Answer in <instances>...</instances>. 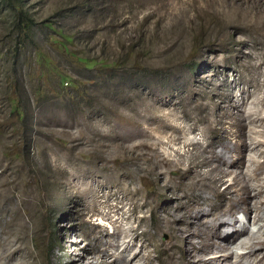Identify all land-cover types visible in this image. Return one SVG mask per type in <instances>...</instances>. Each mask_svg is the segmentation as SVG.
<instances>
[{
    "label": "rangeland",
    "instance_id": "1",
    "mask_svg": "<svg viewBox=\"0 0 264 264\" xmlns=\"http://www.w3.org/2000/svg\"><path fill=\"white\" fill-rule=\"evenodd\" d=\"M86 2L24 0L39 23L25 45L0 2V256L16 246L12 264H100L91 259L98 240L132 227L152 244L150 264H182L183 243L172 248L170 232L154 230V212H173L182 194L159 188L154 151L129 152L119 138L141 128L156 136L165 122L181 127L188 144L171 148L187 156L185 168L190 141L219 140L210 119L233 134L228 94L238 98L258 77L246 64L264 59V0H96L92 12ZM47 23L71 34L72 55ZM141 139L132 144L152 143ZM180 176L168 172L171 186ZM205 197L218 200L199 192ZM238 218L249 231L259 225Z\"/></svg>",
    "mask_w": 264,
    "mask_h": 264
},
{
    "label": "bare ground",
    "instance_id": "2",
    "mask_svg": "<svg viewBox=\"0 0 264 264\" xmlns=\"http://www.w3.org/2000/svg\"><path fill=\"white\" fill-rule=\"evenodd\" d=\"M246 66L258 71V77L253 83H242V88L239 86L238 98L232 92L228 94L234 109L231 118L237 122L236 130L228 135L225 121L210 119L211 130L219 132V140L206 146L190 141L189 145L195 151L190 157L192 159H187V167L184 168L182 163L187 156L171 148L174 144H188L184 142L181 127L176 129L165 122L155 128L158 135L153 137L145 132L148 129L144 131L142 128L127 133L125 137L119 136L120 148L129 152H136L140 148L154 151L151 173L159 176V188L170 190L177 198L179 193L182 194L183 200L176 202L173 212L168 209L154 212L155 234L170 232L172 248L177 247L178 242L183 243L182 264H264V239H257L258 234L264 235V59L259 58L256 63L249 62ZM245 85L248 88H243ZM165 132H171L167 141L162 138ZM147 135L152 143H145L144 140L138 141L135 146V143L132 144L134 140ZM125 143L131 145L125 146ZM162 145L174 151L177 159L173 160L160 151ZM217 146L220 150H217ZM170 171L181 173V182L175 186H171L173 179L167 177ZM220 186L224 188L221 192ZM199 192L210 193L218 200L212 203L207 197L201 199ZM240 213L246 220L251 219L253 225H259L250 231L246 225L240 226ZM232 234L233 245L224 244L223 240ZM121 235H124L122 241L119 240ZM149 246L152 244L139 240L132 227L125 231L116 228L104 243L98 240V247L92 249L91 259L100 264H150L151 258L145 254ZM255 246L263 251L256 253ZM135 247L137 252L134 251ZM12 249L0 256V264H6L3 260H8L10 264L15 262L19 252L16 246ZM237 249L246 250V253L240 254L236 252ZM221 252L228 253L221 255ZM129 254H132L131 259L127 257Z\"/></svg>",
    "mask_w": 264,
    "mask_h": 264
},
{
    "label": "trees",
    "instance_id": "3",
    "mask_svg": "<svg viewBox=\"0 0 264 264\" xmlns=\"http://www.w3.org/2000/svg\"><path fill=\"white\" fill-rule=\"evenodd\" d=\"M1 5L7 10L8 12L12 13L13 18V26L16 29V32L21 35V45H25L26 41L32 42L34 31L39 27V23L36 22L32 16L29 15V12L26 8L24 0H0ZM92 2V3H91ZM87 4L85 5L87 8V12H92L96 0H87ZM44 29H48L49 31L54 32L57 34L61 39L59 45L69 54L72 55L67 50L66 45L72 42L71 34H66L62 31L61 28L54 29L51 23H47L44 26ZM81 62H84L86 66L90 65V62L86 59L78 58ZM62 79L69 80L68 77L63 76ZM13 111L20 115V111L17 106L13 108ZM22 113V111H21Z\"/></svg>",
    "mask_w": 264,
    "mask_h": 264
}]
</instances>
